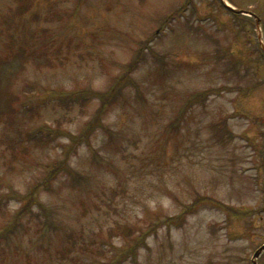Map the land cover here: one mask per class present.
<instances>
[{"label": "rangeland", "instance_id": "rangeland-1", "mask_svg": "<svg viewBox=\"0 0 264 264\" xmlns=\"http://www.w3.org/2000/svg\"><path fill=\"white\" fill-rule=\"evenodd\" d=\"M224 1L259 32L219 0H0V264H251L264 0Z\"/></svg>", "mask_w": 264, "mask_h": 264}, {"label": "trees", "instance_id": "trees-1", "mask_svg": "<svg viewBox=\"0 0 264 264\" xmlns=\"http://www.w3.org/2000/svg\"><path fill=\"white\" fill-rule=\"evenodd\" d=\"M16 2H18V5H19V7H20V9H22L20 12L21 13H25V12H27L28 11V9H29V1H31V0H15ZM234 14V13H233ZM234 15H236V16H238V14H234ZM171 20H169V21H167V23L166 24H169V22H170ZM6 51L8 50H10V48H9V46L7 45L6 47ZM3 55H5V57L4 58H2V57H0V67L2 68V67H4V66H6V65H8L9 64V58H13V57H15V54L14 55H12L11 53H9V52H5V54H3ZM1 56V55H0ZM32 58H35L36 60H38L39 58L38 57H32ZM142 57L141 56H139L138 57V59H141ZM17 59V58H16ZM34 59V60H35ZM137 59V60H138ZM137 60L136 61H134V62H137ZM135 65V64H134ZM45 66H47V67H55V64H53L52 63V61H50V60H48L47 61V64L45 65ZM0 68V69H1ZM124 81H122V83H119L118 84V87L117 88H112V89H110L109 90V92H106V93H100L99 95H97V93H93V94H91V93H83V92H80L79 94H57L56 96H55V102H56V106L57 107H59V108H62V109H65L66 107H69L70 108V106L72 105V104H74V102L75 101H80V103L81 104H83V103H87V102H90V101H92V100H94V99H97L98 97H100V98H102V105H103V107H105V106H110V105H113V104H115V102L121 97V91H123V88L124 87H126V85L124 84L125 82H127V78L126 79H123ZM116 89V91H118L117 92V94H114V93H112L114 90ZM102 94V95H101ZM14 102V100H10V102H8V105H7V111L6 112H3V114H4V116H3V120H4V122L7 124L8 123V121L6 120V116L8 115V114H11L12 112H14L15 111V108L13 107V103ZM68 104H71V105H68ZM25 108V107H24ZM31 111H32V108L30 109ZM1 113V112H0ZM1 116H2V113H1ZM96 122V123H95ZM95 122L93 123V124H91V125H88V127L86 128V130H83L82 132L83 133H87V132H89L92 128H94L95 129V127H96V125H97V120H95ZM45 133V136L46 137H48L47 136V134L49 133V132H43V131H39V132H35V135H32V136H29L28 138H27V142H30L31 144H33L34 146H36V144H40V143H43L44 141H45V139L42 137V133ZM47 133V134H46ZM81 137H78V139H77V142H78V140H81L80 139ZM71 139V143L72 142H74L75 141V139L73 138V137H71L70 138ZM8 142V147H13L14 145L13 144H16V142L15 141H10V140H8L7 141ZM36 143V144H35ZM44 144V143H43ZM15 147V146H14ZM22 150V152H24V150L23 149H21ZM12 156L14 157V158H16L15 156V154H12ZM61 166V165H60ZM55 170H56V168H55ZM57 171V170H56ZM31 195H32V193H31ZM29 200L31 201V199L29 198ZM203 202H209V201H207V200H203ZM211 203H214V205L215 204H217L216 202H211ZM27 208V206H25V208L24 209H26ZM24 211V210H23ZM21 213H22V211H21ZM168 224V223H167Z\"/></svg>", "mask_w": 264, "mask_h": 264}, {"label": "water", "instance_id": "water-1", "mask_svg": "<svg viewBox=\"0 0 264 264\" xmlns=\"http://www.w3.org/2000/svg\"><path fill=\"white\" fill-rule=\"evenodd\" d=\"M222 5L224 6V8L234 14H239V15H246V16H250L254 19L255 21V25H256V28H257V31L259 32V24H260V20L259 18L253 14L252 12L250 11H244V10H238V9H235L233 8L232 6H230L229 4H227L224 0H220ZM258 39H259V45H260V48L261 50L263 51L264 53V45L261 41V35H259L258 33ZM264 251V245H262L260 248H258L255 253L253 254V257H252V264H257L256 263V260L257 258L260 256V254Z\"/></svg>", "mask_w": 264, "mask_h": 264}]
</instances>
